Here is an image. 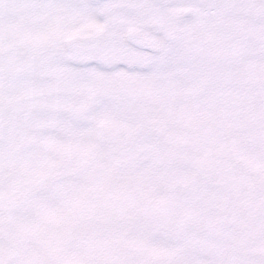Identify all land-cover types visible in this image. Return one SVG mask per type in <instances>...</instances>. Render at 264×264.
I'll return each mask as SVG.
<instances>
[{
	"label": "snow or ice",
	"instance_id": "obj_1",
	"mask_svg": "<svg viewBox=\"0 0 264 264\" xmlns=\"http://www.w3.org/2000/svg\"><path fill=\"white\" fill-rule=\"evenodd\" d=\"M0 264H264V0H0Z\"/></svg>",
	"mask_w": 264,
	"mask_h": 264
}]
</instances>
